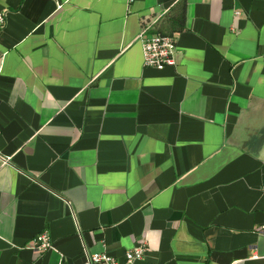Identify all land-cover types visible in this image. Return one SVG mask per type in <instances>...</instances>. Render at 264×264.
Masks as SVG:
<instances>
[{"label": "crops", "instance_id": "obj_1", "mask_svg": "<svg viewBox=\"0 0 264 264\" xmlns=\"http://www.w3.org/2000/svg\"><path fill=\"white\" fill-rule=\"evenodd\" d=\"M180 1L0 0V264H264V0H184L146 67Z\"/></svg>", "mask_w": 264, "mask_h": 264}, {"label": "built area", "instance_id": "obj_2", "mask_svg": "<svg viewBox=\"0 0 264 264\" xmlns=\"http://www.w3.org/2000/svg\"><path fill=\"white\" fill-rule=\"evenodd\" d=\"M130 3L134 0H128ZM2 21V18H0ZM146 25L141 26L139 34L142 46V59L146 67L162 69L174 64L173 55L177 49L176 37L160 33L149 34ZM264 233V225L260 227ZM52 241L45 233L36 234L31 242V249L46 251L52 249ZM146 253V242L144 239L137 240L130 249L121 256H114L106 250L87 254L88 264H134L142 260Z\"/></svg>", "mask_w": 264, "mask_h": 264}, {"label": "trees", "instance_id": "obj_3", "mask_svg": "<svg viewBox=\"0 0 264 264\" xmlns=\"http://www.w3.org/2000/svg\"><path fill=\"white\" fill-rule=\"evenodd\" d=\"M185 1L181 0L175 6L170 8L169 14L165 19V28H162L160 34L174 35L184 30L185 25Z\"/></svg>", "mask_w": 264, "mask_h": 264}]
</instances>
